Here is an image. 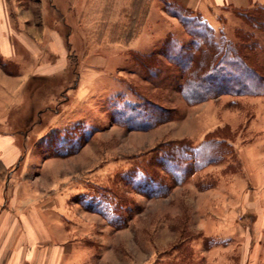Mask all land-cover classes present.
<instances>
[{"label":"rangeland","instance_id":"rangeland-1","mask_svg":"<svg viewBox=\"0 0 264 264\" xmlns=\"http://www.w3.org/2000/svg\"><path fill=\"white\" fill-rule=\"evenodd\" d=\"M7 1L15 3L6 19L14 29L9 35L17 37L21 28L39 49L22 46L18 54L33 61L69 58L62 72L73 81L64 84L62 72L48 80L36 75L23 94L24 107L9 116L20 124L0 128L16 135L15 126L24 128L17 137L34 155L30 177L40 175L47 187L59 186L58 177L67 174L56 170L78 169L81 177L71 183L78 194L70 199L79 202L86 223L79 232L92 253L89 262L251 264V255L264 249V94H222L189 105L177 89L181 76L174 64L160 55V70L151 77L133 61L157 52L167 37L190 44L181 18L191 12L164 0ZM239 14L212 28L214 39L238 42V34L251 33L264 64V29ZM94 60L106 65L92 66ZM6 68L20 73L31 66ZM145 102L167 119L149 129L113 126L128 107ZM204 140L215 150L204 146L197 158L189 152L176 168L163 159L167 151L184 144L192 151ZM71 141L84 144L64 155ZM74 154L78 164L70 165ZM56 156L66 164L54 167ZM159 158L165 164L153 161Z\"/></svg>","mask_w":264,"mask_h":264},{"label":"crops","instance_id":"crops-1","mask_svg":"<svg viewBox=\"0 0 264 264\" xmlns=\"http://www.w3.org/2000/svg\"><path fill=\"white\" fill-rule=\"evenodd\" d=\"M164 1L177 3L200 15L213 29L223 27L222 21L230 18L228 16L233 11L249 8L259 1L264 3V0ZM11 2L0 0V124L4 125L9 124V121L20 124L9 120V116L24 107L23 94L36 75L47 79L48 75L66 70L70 64V59L65 57L43 56L33 58V61L18 54L22 46L32 53L39 49L32 47L21 28L17 37L9 35L10 30L14 32L6 21L14 12L15 3ZM3 21L6 22L5 25L1 24ZM105 61L94 60L91 65L104 67ZM14 62L31 68L28 72L15 73L6 68ZM62 76L64 84L73 81L65 73ZM40 84L41 81H37L35 85ZM115 125L126 129L125 126H113ZM15 128L17 135L21 137L24 128ZM17 135L0 128V264H91L89 261L92 253L83 245L79 232L83 229L84 217L78 215L79 202L70 199L78 194L76 187L71 186V183H77V179L81 177L78 169L69 167L68 170L66 167L56 170V174L63 175V170L67 174L58 177L61 179L59 186L47 187L40 175L30 177L31 157L34 155L29 153V148L23 143L26 139L21 140ZM78 158V154L69 157L70 165H77ZM65 159L54 157V167L57 168L59 163L66 164ZM84 159L88 163L87 157ZM42 162L41 170L45 173L47 161L43 158ZM250 261L251 264H264V249L257 256L251 255ZM222 264L235 263L223 261Z\"/></svg>","mask_w":264,"mask_h":264},{"label":"trees","instance_id":"trees-1","mask_svg":"<svg viewBox=\"0 0 264 264\" xmlns=\"http://www.w3.org/2000/svg\"><path fill=\"white\" fill-rule=\"evenodd\" d=\"M168 3L175 5L177 11H188L177 3ZM236 11L241 12L239 15H243L251 26L264 29V5L254 4ZM181 21L193 37L190 44L183 45L180 41L167 37L162 41L157 52L135 55L133 61L145 69L151 77L160 70V55L174 64L181 76L177 89L189 105L222 94H264V64L258 57L259 45L251 33L238 34V42L224 38L215 40L212 27L200 15L191 12L190 16L182 17ZM159 110L158 106L150 102H145L144 105H132L128 107V114L125 117L114 122L125 126L126 129H149L167 119L157 115L156 112ZM74 142L66 143L64 155L77 152L84 144ZM203 143L192 151H188L185 144L177 151H165L163 159L172 162V167H175L178 165L177 159L183 160L184 155L189 152L197 158L204 146L209 150H215L209 140H204ZM163 159L153 161L165 164Z\"/></svg>","mask_w":264,"mask_h":264}]
</instances>
